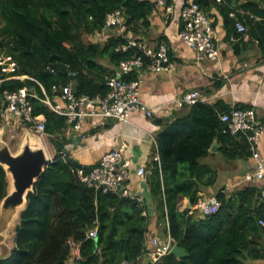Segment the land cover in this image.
Instances as JSON below:
<instances>
[{
	"label": "trees",
	"instance_id": "obj_1",
	"mask_svg": "<svg viewBox=\"0 0 264 264\" xmlns=\"http://www.w3.org/2000/svg\"><path fill=\"white\" fill-rule=\"evenodd\" d=\"M194 2L204 11L213 4L225 26L234 28L239 20L251 39L264 43V0ZM116 10L124 16L123 33L116 25L104 29L106 15ZM156 10L146 0H0V54L10 55L17 63L16 75L27 77L6 79L0 69V99L4 92L30 90L35 95L29 98L33 116H44L55 149L19 214L10 256L0 264H63L70 254L69 242L79 246L77 264H140V257L151 251L148 240L159 238L160 232L173 239L172 247L183 248L185 256L178 259L168 253L152 264H264V225L257 223L264 221V199H259L257 186L241 188L233 197L221 189L215 196L219 210L203 218L189 207L180 209L183 198L194 206L201 189L215 183L216 169L200 162L213 143L229 161L252 154L245 136L230 135L219 118L232 108L248 106L197 102L163 120L155 154L146 165L156 212L151 222L145 199L139 205L136 199L102 193L80 181L77 170L82 164L65 150L66 119L41 102L44 95L53 98L73 83L77 96L104 97L110 78L138 80L136 70L120 75V63L141 57L145 66L150 59L139 47L121 48L128 34L144 47L141 36L150 29ZM231 12L236 18L229 16ZM239 35L235 30L233 36ZM7 184L0 166V202ZM93 228L97 237L88 238Z\"/></svg>",
	"mask_w": 264,
	"mask_h": 264
},
{
	"label": "crops",
	"instance_id": "obj_2",
	"mask_svg": "<svg viewBox=\"0 0 264 264\" xmlns=\"http://www.w3.org/2000/svg\"><path fill=\"white\" fill-rule=\"evenodd\" d=\"M170 1L173 11L167 16L157 9L152 15L150 29L141 36L142 44L148 49H155L160 43L159 38L164 37L165 41L162 42L171 54L168 70L155 73L143 67L139 76L140 100L154 110V117L145 118L143 114L133 113L127 123L110 119L104 126L90 128L89 125L83 124L81 131L67 130L65 133L68 139L65 150L67 149L70 157L82 165H96L101 156L109 151L117 150L124 154L130 162L129 190L133 196L145 199L151 222L155 220L156 212L146 180V165L155 154L153 139L162 129L163 120L181 112V108H166L173 100L191 90H198L206 99L204 101H220L230 107L242 105L252 108L257 122L264 126V43L261 45L251 39L249 33L246 36L234 37L235 27L225 26L222 16L212 4L205 13L215 30L219 55L215 60L205 59L197 63L195 52L178 38V32L182 28L180 10L185 0ZM232 38L234 39L231 40ZM78 137H81V140L77 142ZM215 146L214 150L200 161L217 171L215 183L201 189V199L214 198L221 189L227 197H233L241 188L244 189L248 185L258 186L256 182L244 181V176L254 171L256 160L252 154L246 158L225 162L218 153L219 146L216 143ZM256 149L264 162V131ZM140 166L146 169L145 177L136 175ZM187 207L189 200L183 198L180 209ZM14 235L15 233L7 243L9 250L13 248ZM262 243L264 245V238ZM148 246L151 251L140 257V264H149L152 260L154 249L150 240Z\"/></svg>",
	"mask_w": 264,
	"mask_h": 264
},
{
	"label": "built area",
	"instance_id": "obj_3",
	"mask_svg": "<svg viewBox=\"0 0 264 264\" xmlns=\"http://www.w3.org/2000/svg\"><path fill=\"white\" fill-rule=\"evenodd\" d=\"M155 4L156 8L167 16L173 11V7L168 4L167 0H146ZM216 4H221L224 0H215ZM231 18H236L235 13L229 14ZM180 19L182 29L178 32V38L188 48L192 49L196 54V62L215 60L219 55V49L215 43V30L212 22L206 15L205 11L194 2V0H186L180 10ZM256 21L260 20L258 17ZM116 25L119 32L124 30V16L116 10L106 15L105 28ZM236 32L241 36H246L247 26L237 20L235 23ZM96 37H101L97 34ZM127 44L122 46L125 51L130 47H139L143 54L150 59L149 63L144 66L141 57H136L120 63L118 72L125 75L132 70L138 73V80L125 82L119 78H110L107 85L110 88L106 96H77L72 91V85L64 86L59 90L53 98L44 95L41 102L48 106L49 109L65 117L68 130L81 131L83 124L89 127L104 126L110 119L129 122L133 113L143 114L145 118H153L154 110L148 107L139 97V76L143 67L151 72L159 73L168 70L170 60L168 50L165 43L160 42L155 49H148L139 44L130 34L125 36ZM232 38L231 40H233ZM0 69L6 76V79L23 80L26 76L16 75L17 63L10 55L0 54ZM42 89V86L39 84ZM56 91V90H54ZM35 95L27 88H22L16 92H4L0 101L2 102L0 110V127L22 125L23 128L33 130L39 139L48 136L45 131L46 120L43 115L33 116V109L29 98ZM205 98L200 95L198 90H191L182 97L173 100L166 107L173 110L174 107L180 109L184 105H192L197 102H205ZM222 123L226 125V130L230 135L236 136L243 134L250 146L252 157L256 160L254 171L244 176L245 182L258 183V197L264 199V162L256 149L264 126L257 122L255 112L252 108L237 109L232 108L229 113L219 115ZM153 143L156 145L155 139ZM156 147V146H155ZM158 161V156L154 157ZM87 167V166H86ZM130 162L124 157L120 151L113 150L103 154L94 166L85 170L82 165L77 170V176L86 186L101 190L102 193H112L123 197L136 199L139 205L142 204L143 198L135 197L131 194L129 181ZM139 177H145L146 169L140 166L136 171ZM220 207L219 200L214 198H199L194 206L189 209L197 212V216L203 218L208 215L215 214ZM258 225L263 226L264 221L259 219ZM88 238L97 237V229L93 228L87 233ZM155 249L152 252V263L156 262L162 256L168 254L172 248L173 239L167 235L163 243L158 238L153 237L151 240ZM70 244V254L63 264H77L79 259V246L73 242Z\"/></svg>",
	"mask_w": 264,
	"mask_h": 264
},
{
	"label": "water",
	"instance_id": "obj_4",
	"mask_svg": "<svg viewBox=\"0 0 264 264\" xmlns=\"http://www.w3.org/2000/svg\"><path fill=\"white\" fill-rule=\"evenodd\" d=\"M72 91L76 93L75 83L72 84ZM5 128V126L0 127V166L5 172L8 184L6 195L0 202V260L10 256L11 250L7 245V235L14 228L15 221L25 208L28 194L33 192L36 182L51 161L38 140L39 138L27 132L24 133L18 150L12 153L1 139ZM80 140L81 137H78L76 141ZM214 147H216L215 143L211 151ZM169 254L181 259L185 256V250L173 246Z\"/></svg>",
	"mask_w": 264,
	"mask_h": 264
},
{
	"label": "rangeland",
	"instance_id": "obj_5",
	"mask_svg": "<svg viewBox=\"0 0 264 264\" xmlns=\"http://www.w3.org/2000/svg\"><path fill=\"white\" fill-rule=\"evenodd\" d=\"M0 23H1V18H0ZM109 34H114V32H109ZM88 39L89 38H86V40H88ZM3 131L4 132H3L1 139L3 142H5L7 144V146L9 147V149L12 153H15L18 150L19 145H20L21 140H22V137H23L25 132L29 133L30 135L37 137L33 130H30V129L25 130V128H23L22 125L10 126L9 128H5ZM38 140L44 143L43 148L45 149L46 155L48 156L49 159H52L54 154H55V149H54V145L52 143L51 137L48 135V136H44L43 139H38ZM224 160H225V162H230L229 160H226V159H224ZM17 222H18V220L15 221V225ZM13 233H14V231L12 230L7 235V243L12 240V238H13L12 234ZM157 235L160 238V239L158 238L159 241H161V243H163V241L166 238L164 236V234L162 232H160V234H157ZM151 259H153L152 254H151Z\"/></svg>",
	"mask_w": 264,
	"mask_h": 264
},
{
	"label": "bare ground",
	"instance_id": "obj_6",
	"mask_svg": "<svg viewBox=\"0 0 264 264\" xmlns=\"http://www.w3.org/2000/svg\"><path fill=\"white\" fill-rule=\"evenodd\" d=\"M41 142V141H40ZM41 144H42V146L44 147V143L43 142H41ZM45 150V149H44Z\"/></svg>",
	"mask_w": 264,
	"mask_h": 264
}]
</instances>
